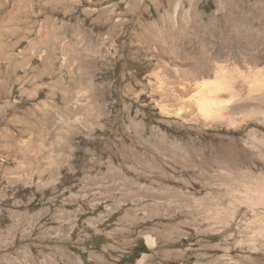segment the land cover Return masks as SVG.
Wrapping results in <instances>:
<instances>
[{"label":"rangeland","instance_id":"1","mask_svg":"<svg viewBox=\"0 0 264 264\" xmlns=\"http://www.w3.org/2000/svg\"><path fill=\"white\" fill-rule=\"evenodd\" d=\"M220 71L264 75V0H0V264H264V96L206 118Z\"/></svg>","mask_w":264,"mask_h":264},{"label":"bare ground","instance_id":"2","mask_svg":"<svg viewBox=\"0 0 264 264\" xmlns=\"http://www.w3.org/2000/svg\"><path fill=\"white\" fill-rule=\"evenodd\" d=\"M238 75L239 77L232 73L220 71L219 78L221 84L217 87V89L226 90V93L224 95L215 94L212 96H205L199 100V105L206 107L204 108L206 110L204 113L206 118L214 117L219 113L218 111L224 109L229 102H240L248 98H261V96H264V75H256L250 79L240 76V74ZM238 81H240V86H236ZM263 108L257 105V107L251 108L250 110H252L251 112L256 111L257 113L264 116ZM260 140V142L264 145V140ZM260 200L264 204V197H262ZM262 225H260V227H264V220L262 221Z\"/></svg>","mask_w":264,"mask_h":264}]
</instances>
